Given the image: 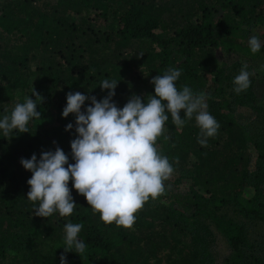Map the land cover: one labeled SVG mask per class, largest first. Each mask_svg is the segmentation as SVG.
<instances>
[{
    "label": "trees",
    "instance_id": "1",
    "mask_svg": "<svg viewBox=\"0 0 264 264\" xmlns=\"http://www.w3.org/2000/svg\"><path fill=\"white\" fill-rule=\"evenodd\" d=\"M252 36L262 45L255 54ZM262 60L264 0H0V118L25 96L35 100L33 88L43 97L29 132L5 138L0 130V264H60L68 222L83 225L86 250L65 253L67 264H216L217 233L231 248L225 264H264L263 242L249 232L264 224ZM244 64L253 75L237 94L233 79ZM168 68L181 71L178 90L205 94L220 125L207 147L197 142L194 117L183 127L169 118L156 147L175 176L130 229L103 223L71 179V216L34 215L32 172L20 160L59 146L75 162V114L62 116L66 94L100 100L108 92L100 82L115 79L113 100L122 108L132 94L155 95L150 81Z\"/></svg>",
    "mask_w": 264,
    "mask_h": 264
},
{
    "label": "clouds",
    "instance_id": "2",
    "mask_svg": "<svg viewBox=\"0 0 264 264\" xmlns=\"http://www.w3.org/2000/svg\"><path fill=\"white\" fill-rule=\"evenodd\" d=\"M248 47L253 54L259 52L260 39L250 37ZM247 69L248 65L244 64L233 79V91L237 94L250 87L253 73ZM180 75L179 68H168L162 75L152 77L150 83L154 85L155 95L148 94L142 99L132 94L122 108L113 100L118 84L115 79L100 82L101 90H108L100 100L94 95L68 92L62 116L75 114L77 135L70 141L71 158L75 162L69 163V156L59 146L55 151H42L39 159L33 153L31 158L20 160L24 169L32 172L27 180L30 185L27 199L33 203L34 215L46 218L54 213L60 217L71 216L76 206L68 186L71 179L73 188L86 198L94 214L99 213L103 223L132 228L135 214L150 198L156 200L165 193V181L174 172L168 156L162 155L156 147L169 118L176 127H183L194 117L200 129L197 142L204 147H207L208 138L215 137L220 128L206 110L204 93H194L187 85L178 90L176 81ZM32 95L35 100L25 96L22 103L14 105L10 114L0 118L3 137L11 138L14 130L29 132V122L41 117L37 101L42 103L43 97L34 88ZM85 101L90 103L85 106ZM82 106H85L83 111ZM181 110L184 111L183 118ZM71 129L73 124L68 123L65 131ZM164 139L169 137L164 136ZM82 228L79 223L64 225L65 246L60 264H67L65 253L69 251L79 255L85 252L86 245L78 238Z\"/></svg>",
    "mask_w": 264,
    "mask_h": 264
},
{
    "label": "rangeland",
    "instance_id": "3",
    "mask_svg": "<svg viewBox=\"0 0 264 264\" xmlns=\"http://www.w3.org/2000/svg\"><path fill=\"white\" fill-rule=\"evenodd\" d=\"M77 19V18H75ZM124 51H130V49H123ZM222 50H217V56L220 58L222 56ZM259 64L261 66H264V60L259 61ZM260 85V90L262 91V100H264V83L262 82ZM173 176H175L173 174ZM250 195V194H247ZM251 240H254V238L259 239V242H263L264 246V224H257L250 226L249 228ZM216 258L217 262L216 264H225V260L230 256L231 248L228 246L226 240L223 238L222 235L217 233V241H216Z\"/></svg>",
    "mask_w": 264,
    "mask_h": 264
}]
</instances>
